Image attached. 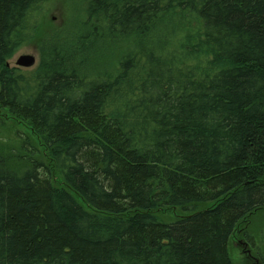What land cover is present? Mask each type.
<instances>
[{
    "label": "trees",
    "instance_id": "trees-1",
    "mask_svg": "<svg viewBox=\"0 0 264 264\" xmlns=\"http://www.w3.org/2000/svg\"><path fill=\"white\" fill-rule=\"evenodd\" d=\"M48 1L0 0V122L42 146L0 151V264H234L264 209V0H69L81 32L40 38Z\"/></svg>",
    "mask_w": 264,
    "mask_h": 264
},
{
    "label": "rangeland",
    "instance_id": "rangeland-1",
    "mask_svg": "<svg viewBox=\"0 0 264 264\" xmlns=\"http://www.w3.org/2000/svg\"><path fill=\"white\" fill-rule=\"evenodd\" d=\"M71 8L69 0L46 2L42 8L43 15L37 22L38 37L50 36L53 31L67 30L70 26V32L80 33L82 30L80 23L85 18L80 13L72 12ZM36 44L37 42H29L21 46L9 59V65L17 66V60L21 55L33 54L36 57V64L29 68H20L23 71L34 70L40 60ZM2 117L3 120L1 119L0 122V151L9 159L12 167L27 166L31 160L38 157H34L35 152H40L42 149L39 138L23 123L8 116ZM198 207L200 208L202 205ZM183 213L181 210L173 209L160 211L158 216L162 222H172ZM229 251L234 264H264V209L256 210L238 225L230 241Z\"/></svg>",
    "mask_w": 264,
    "mask_h": 264
},
{
    "label": "water",
    "instance_id": "water-1",
    "mask_svg": "<svg viewBox=\"0 0 264 264\" xmlns=\"http://www.w3.org/2000/svg\"><path fill=\"white\" fill-rule=\"evenodd\" d=\"M36 64V57L33 54L21 55L17 60L18 67H32Z\"/></svg>",
    "mask_w": 264,
    "mask_h": 264
}]
</instances>
